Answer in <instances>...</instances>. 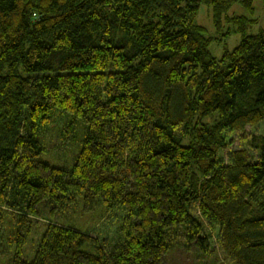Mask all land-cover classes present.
Listing matches in <instances>:
<instances>
[{
    "label": "trees",
    "instance_id": "trees-1",
    "mask_svg": "<svg viewBox=\"0 0 264 264\" xmlns=\"http://www.w3.org/2000/svg\"><path fill=\"white\" fill-rule=\"evenodd\" d=\"M255 1L0 0L9 264H220L218 254L264 264V134L220 156L230 135L246 139L264 122V30L248 34ZM202 5L219 38L240 36L218 59L195 23ZM235 5L251 17L230 15ZM77 136L71 168L41 160ZM80 198L108 214L102 240L59 218Z\"/></svg>",
    "mask_w": 264,
    "mask_h": 264
},
{
    "label": "rangeland",
    "instance_id": "rangeland-1",
    "mask_svg": "<svg viewBox=\"0 0 264 264\" xmlns=\"http://www.w3.org/2000/svg\"><path fill=\"white\" fill-rule=\"evenodd\" d=\"M255 8V14L254 18L257 20V24L252 25L251 29L248 31V34H257L259 30H264V0H258L254 3ZM230 15L234 16H243L250 18L251 16L246 12L240 5H235L232 10L230 11ZM195 23L203 28L206 29L208 36L214 38L215 40L212 42L209 51L210 54L214 58H220L223 53V49L226 47L228 50H232L235 48L239 42H240V36H227L219 38V35L216 34L215 30L212 26V17H211V10L207 6H200L197 17L195 19ZM69 122V117L65 118L64 122L58 123L53 122L51 126L47 127V130L54 132H58L59 130H62L64 126ZM263 135L264 134V122L257 125L256 127H248L246 128V139L242 138L243 136L240 134H232L229 136V139H231L233 142L230 144V146L227 148V150L223 153H221V157L224 158L229 154L230 151L233 149H243V147L246 145L247 141L250 139L253 135ZM77 137H73L70 139V141L67 142L68 146L64 148V151L60 155L58 159L55 157V151L48 150L47 153L41 156V160L48 161L53 166L58 167H67L71 168L72 164V153L76 148L77 143ZM52 142V143H51ZM51 144L48 145H59L60 140H52L50 141ZM68 150V151H66ZM51 158V159H50ZM108 214L105 213V210L103 209V206L98 202L96 203V206L90 210V211H84L81 198L76 204L71 205L69 208L65 209L61 212L60 219L63 222L65 226L68 228H72L75 230L80 231H90L92 232V235L99 240H102V237L99 236L100 231L105 229L103 226L106 225L108 222L107 220ZM111 218V216H110ZM109 218V219H110ZM114 221H112L113 223ZM117 224V221H116ZM108 225V224H107ZM44 223L40 222L36 225V227L33 230V236L31 238L36 240L39 238L40 234L43 232ZM106 230H111V228H106ZM116 228H114L112 231H110V238L116 239L117 236L115 235ZM217 232L214 233L213 238L216 239ZM213 242V241H212ZM31 241H28L26 247L24 248V254L26 259H31L33 257L34 252H30ZM27 249V250H26ZM13 252L5 253L2 251L0 253V264H9V260L12 257ZM10 255V256H9ZM28 255V256H27ZM31 256V257H29ZM219 263L220 264H231L229 260H225L222 255H217ZM177 260L171 261V264H176ZM185 263L184 262H181Z\"/></svg>",
    "mask_w": 264,
    "mask_h": 264
}]
</instances>
